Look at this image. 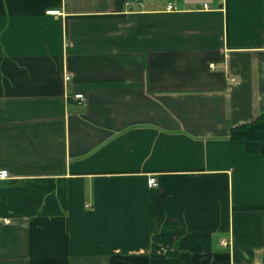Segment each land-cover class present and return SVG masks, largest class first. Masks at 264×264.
Masks as SVG:
<instances>
[{
    "label": "crops",
    "instance_id": "crops-1",
    "mask_svg": "<svg viewBox=\"0 0 264 264\" xmlns=\"http://www.w3.org/2000/svg\"><path fill=\"white\" fill-rule=\"evenodd\" d=\"M261 115L264 0H0V264H264Z\"/></svg>",
    "mask_w": 264,
    "mask_h": 264
},
{
    "label": "built area",
    "instance_id": "built-area-1",
    "mask_svg": "<svg viewBox=\"0 0 264 264\" xmlns=\"http://www.w3.org/2000/svg\"><path fill=\"white\" fill-rule=\"evenodd\" d=\"M70 79H71V76H67V80H70ZM75 98L77 100L81 101V102H85V100H86V97H85L84 93H77L75 95ZM9 175L10 174H9V172L7 170L0 169V180H6V179H8L9 178ZM157 185H158V183H157L156 179L151 177L149 179V186L150 187H156ZM223 245L224 246H228L229 244L225 241V242H223Z\"/></svg>",
    "mask_w": 264,
    "mask_h": 264
},
{
    "label": "trees",
    "instance_id": "trees-1",
    "mask_svg": "<svg viewBox=\"0 0 264 264\" xmlns=\"http://www.w3.org/2000/svg\"><path fill=\"white\" fill-rule=\"evenodd\" d=\"M242 129H248V130H264V115H261L257 120L254 121L252 124H247L245 126H241ZM249 152L253 153L258 150V148L249 145L248 146Z\"/></svg>",
    "mask_w": 264,
    "mask_h": 264
}]
</instances>
